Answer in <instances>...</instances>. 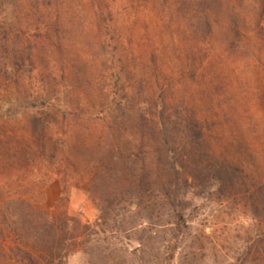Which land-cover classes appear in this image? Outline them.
<instances>
[{"label":"rangeland","instance_id":"rangeland-1","mask_svg":"<svg viewBox=\"0 0 264 264\" xmlns=\"http://www.w3.org/2000/svg\"><path fill=\"white\" fill-rule=\"evenodd\" d=\"M18 248L264 264V0H0V264Z\"/></svg>","mask_w":264,"mask_h":264},{"label":"trees","instance_id":"trees-1","mask_svg":"<svg viewBox=\"0 0 264 264\" xmlns=\"http://www.w3.org/2000/svg\"><path fill=\"white\" fill-rule=\"evenodd\" d=\"M205 25H208V21L205 20L203 26ZM116 78V82H115V87H116V92L119 91V85H120V82L122 81V77L118 74H116L114 76ZM40 122V119L35 116L33 119H32V123H33V130L34 132H37V128H38V124ZM145 125V124H144ZM143 125V126H144ZM185 128H186V131L188 133V135L193 139V141H195L196 143H199L201 142V140H203L204 138V132H203V128L199 122V120L196 118V116H189L187 117L186 119V122H185ZM168 198L166 199L167 202H170V196L167 194ZM172 203V202H170ZM65 224H68L69 223V220H65L64 221ZM81 226V229H83V233L80 235H85V233L87 232L88 230V226L87 225H82L80 224ZM80 235H73L72 236V239L73 241H77L78 238H80L81 236ZM62 241V240H61ZM18 250L20 251V253L23 255L22 256V260H20V263L21 264H40L33 256L30 252L28 251H24L22 249H19ZM62 256H60V254H56L54 252V250L50 251V253L48 254V258H46L44 261L46 262V264H56L57 262V259H61Z\"/></svg>","mask_w":264,"mask_h":264}]
</instances>
